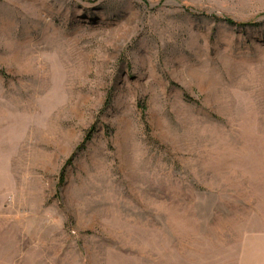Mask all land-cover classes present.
<instances>
[{
	"label": "rangeland",
	"instance_id": "374dc122",
	"mask_svg": "<svg viewBox=\"0 0 264 264\" xmlns=\"http://www.w3.org/2000/svg\"><path fill=\"white\" fill-rule=\"evenodd\" d=\"M0 264H264V0H0Z\"/></svg>",
	"mask_w": 264,
	"mask_h": 264
}]
</instances>
